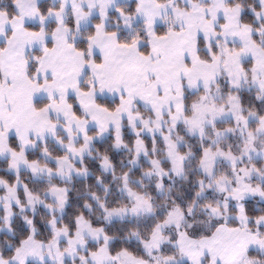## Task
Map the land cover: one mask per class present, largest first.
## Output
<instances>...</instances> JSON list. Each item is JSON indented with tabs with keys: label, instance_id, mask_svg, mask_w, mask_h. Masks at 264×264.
Instances as JSON below:
<instances>
[{
	"label": "crops",
	"instance_id": "0c3cea01",
	"mask_svg": "<svg viewBox=\"0 0 264 264\" xmlns=\"http://www.w3.org/2000/svg\"><path fill=\"white\" fill-rule=\"evenodd\" d=\"M42 1L17 0L14 17L0 11V44H4L0 52V160L9 161L10 173L19 175L29 171L36 179L70 182L75 163L89 152L96 140L119 129L125 120L129 122V117L135 113L134 104H142L154 118L173 115L177 104L179 113L183 111L186 114L185 91L210 92L222 75L234 89L247 86L264 91V49L253 41L254 29L241 22L243 8L227 5L232 0H167L163 4L159 0H136L138 8L134 22H145L147 11H151L155 18L154 25L147 31L150 34L149 55L141 52L143 42L124 45L119 42L118 33L107 31V15L116 5L132 0H51L60 8L50 10L46 16L39 8ZM258 1L261 10L256 13L257 19L264 21V0ZM176 2H182L188 8H178ZM69 10L73 12L77 31L88 27L94 17L103 21L89 41V60L70 42L72 30L66 25ZM166 12L170 14L165 16ZM165 18L179 29L158 36L156 30ZM49 24H55L51 34L47 32ZM30 26H38L39 29L34 30ZM200 40L205 42L211 53L210 61L199 56ZM49 42L51 46H48ZM213 43L220 47L218 57L210 50ZM227 44L241 48L227 51L223 47ZM34 50H42L43 53L34 78H30L28 54ZM248 61L252 62L250 76L244 66ZM87 70L93 82L88 91H83L81 85ZM71 97L75 98L82 115L75 112L69 101ZM99 98L116 102V109L111 111L100 105L97 102ZM39 100H47L48 104L37 108ZM13 137L20 143V152L10 145ZM84 138L88 144L79 147ZM47 141L55 143L66 155L54 157L43 151L40 157L44 164L29 160L27 153ZM70 151L74 155H70ZM0 188L4 190L0 197V209L4 210L2 230H11L15 208L35 213L37 202L21 181L10 185L0 177ZM20 191L26 199L23 207ZM81 219L82 227H92ZM225 226H219L214 233ZM233 228L238 230V227ZM95 229L100 230L101 236L94 240L85 236L84 249L89 241L99 242L104 238L103 230ZM81 235L78 228L74 237L62 242H71L73 246L77 242L74 239L78 240ZM212 237L213 234L194 241L200 243ZM160 245H150L149 249L148 243L147 249L152 252ZM58 248H62L61 241ZM206 256L202 251L194 262H200L201 258L204 261ZM90 257L93 264H102L97 260L103 259L108 264L116 262L110 255L108 243L102 244ZM122 257L123 264H152L128 253H122ZM207 258L209 260V256ZM4 262L0 254V264ZM174 263V259L165 260V264Z\"/></svg>",
	"mask_w": 264,
	"mask_h": 264
},
{
	"label": "trees",
	"instance_id": "16d2710c",
	"mask_svg": "<svg viewBox=\"0 0 264 264\" xmlns=\"http://www.w3.org/2000/svg\"><path fill=\"white\" fill-rule=\"evenodd\" d=\"M17 0H0V11L6 12L9 17L16 16L15 3ZM162 4L167 0H159ZM179 8H188L182 2L175 4ZM228 6H240L243 8L241 22L252 27L255 31L253 41L264 49V21L257 19L256 13L261 10V4L258 0H232L227 3ZM42 15L46 16L52 9H59V4H54L51 0H44L39 5ZM138 2L136 0L123 2L108 14L106 26L108 32L119 34V42L124 45H133L138 41L143 42L141 52L145 55L150 53L149 36L143 22H134ZM170 17V16H169ZM171 18V17H170ZM128 20L132 23L131 27L126 25ZM156 33L158 36L167 34L170 30L179 29L169 21L164 19ZM100 17H94L91 24L79 31L75 28L74 15L69 10L66 25L72 30L71 43L77 50L83 52L86 59L89 60V41L93 36L98 25L102 24ZM55 24H49L47 32L52 33ZM34 30H38V26H30ZM51 46V42L48 43ZM223 46V45H222ZM227 51L238 50L241 47L236 44H227L223 46ZM217 43L210 46V50L214 55L219 52ZM4 49V44H0V52ZM42 50H34L28 54V75L34 78L36 69L42 57ZM211 53L203 40L199 41V56L204 61L211 60ZM252 62L248 61L244 64L248 75H251ZM2 80V69L0 65V82ZM92 78L89 70L81 85L83 91H88L92 85ZM218 90L223 93L221 98H227L228 95L237 96L244 112V115L255 113L258 116H264V91H260L255 87H245L242 89H234L231 87L225 75L221 76L218 85L211 90ZM186 92L185 104L187 118L193 112L192 102H197L207 91L197 93ZM225 98L219 102H226ZM77 114L82 115L74 97L69 99ZM97 102L111 111L116 109V102H110L106 99H98ZM48 104L47 100H39L36 102L37 108H42ZM142 116H154L148 110L139 108L135 111ZM148 113V115L146 114ZM227 124V123H225ZM252 126H257L255 121L251 122ZM122 133L123 146L118 148L116 145V130H112L110 134L102 141L93 144L89 152L77 163L78 167H85L92 171L89 177L78 178L73 176L70 182H61L47 178L36 179L31 172L23 171L19 175L10 173L9 161L0 160V177L8 184L13 185L17 181L24 183L32 192L37 202L35 213H30L23 208H15V218L11 224V231H2L4 227V210L0 209V254L4 260H9L32 233L34 228L35 237L39 241L50 243L54 239V233L49 228V222L53 219L57 220V225L63 226L68 230L69 237H74L78 229V220L83 218L94 228H100L104 232V238L99 242L89 241L87 248L81 250L80 255L74 259L67 260L65 264H93L91 254L98 251L102 244L109 246L110 255L116 261H122V253H128L136 258L150 262L152 264H165L168 258L176 260L174 264H190L180 259L179 249L175 245L177 241V230L171 228L164 232V240L161 245L154 251L146 250V245L150 242L156 227L164 222L171 210L178 208L182 212L185 222L182 230L191 237L196 239L211 236L221 225L230 227H241L240 221L234 216L236 213L235 205L230 203L228 206L229 218L220 215H213L208 212V208L220 204L221 195L217 190L210 189L207 184L202 188L201 181L204 178L199 171V166L206 146L204 141L198 135H190L186 129L178 126L174 131V137L178 144V150L182 155L186 167V174L183 179H175L172 191L167 197L159 196L156 193V187L152 181H143L140 167L130 169L131 162L134 157L135 136L130 132L128 121L125 120L119 128ZM92 135L95 131L90 132ZM159 138V137H158ZM156 140V153L163 158L164 165L169 168L170 164L165 158V145L162 139ZM152 148L151 138H145ZM11 147L20 152L21 146L19 141L13 137L10 139ZM48 151L54 157L65 156L66 153L59 149L52 141L40 144L36 149L27 153V157L31 161H38L44 164L40 157L41 152ZM102 158H108L114 166V175H104L100 169V161ZM264 164V161L257 160ZM146 165V164H145ZM125 179L129 180L133 189L150 198L155 214L151 216H139L123 220L107 221L104 217L109 210L131 206V200L120 190ZM146 184V185H144ZM64 185L67 188L68 202L62 212L57 204L44 193L53 186ZM109 190H108V189ZM4 190L0 188V197ZM21 207L26 205V199L22 191L19 194ZM227 209V208H226ZM245 210L249 218L247 229L251 232L264 234V227L259 228L257 218L264 215V202L256 200L245 201ZM220 216V217H219ZM65 243V242H64ZM66 244V243H65ZM63 248V245H61ZM248 256L256 258L257 261L264 264V254L251 250ZM28 264H39L30 261ZM45 264H51L47 262Z\"/></svg>",
	"mask_w": 264,
	"mask_h": 264
},
{
	"label": "rangeland",
	"instance_id": "374dc122",
	"mask_svg": "<svg viewBox=\"0 0 264 264\" xmlns=\"http://www.w3.org/2000/svg\"><path fill=\"white\" fill-rule=\"evenodd\" d=\"M150 12H146L147 18L143 22L146 31L155 22V18ZM169 14L166 12L165 16ZM124 23H126L125 20ZM126 25L131 27L130 20ZM262 32L264 33V28ZM222 95L223 93L218 90L214 92L210 90L199 101L192 102L193 112L188 118L183 111L179 113L178 104L173 115L168 114L167 117L160 118L142 116L139 112L136 113L138 107H143L142 104H134L135 113L129 117L128 122L129 130L135 136L134 157L130 169L145 167L141 169V179L154 182L156 193L159 196L167 197L172 191L175 179H183L187 176L184 160L174 137L176 132L174 130L180 126V128L186 129L190 135L200 136L206 145L199 166V171L204 177L201 186L203 188L207 184L210 189L217 190L218 194L221 195L220 204L208 208V212L229 218L228 206L232 203L236 208L234 216L240 221L241 227H238L237 230L224 225L225 228L222 227L217 233H213L212 238L196 243L197 241L194 240L206 238L189 237L182 230L185 222L184 216L180 209L175 208L169 212L167 219L154 230L149 242V249L150 245H160L164 240V232L173 228L177 230L176 235L178 238L175 245L179 249L180 259L185 258V261L191 264H261L256 258L248 256L246 252L250 249L264 254V234L251 232L245 227L249 222L245 210V201L253 199L264 202V164L257 161H264V116H258L255 113L244 115L237 96L228 95L227 98H221ZM224 98L226 102L220 103L219 100ZM184 106L186 108V104ZM130 112L131 110H129ZM146 114L148 115V113ZM182 120L186 121L180 123ZM252 121L257 122L258 125L252 126ZM116 131V145L121 148L123 146V136L120 129ZM107 136H103L100 138L101 140H96V142L104 140ZM145 138H151L152 148L149 147V142ZM157 138L162 139L164 142L165 158L170 164L169 168L164 165L163 158H160L156 153ZM85 144H88L87 138L82 140L79 147ZM75 149L80 148L75 147ZM70 153L72 152L70 151ZM99 163L104 175L115 174L113 163L108 158H102ZM91 175L92 171L85 167L76 166L74 176L82 178ZM120 190L131 200L132 204L129 207L107 211L104 215L107 221L155 214L150 198L136 192L128 179L124 180ZM44 195L55 202L60 211H63L67 205L68 197L65 186L51 187L46 190ZM81 222L82 219L80 218L78 228L82 235L78 240L74 239L77 242L73 246H71V242L68 244L62 242L69 239L68 230L57 225L55 219L49 222V228L54 233V239L50 243L37 240L32 227L31 235L24 240L15 255L11 259L5 260L4 263L28 264L30 261H34L39 264L47 262L65 264L67 260L74 259L80 255L81 250L83 251L85 236L88 240L98 239L101 236L99 229L82 227ZM256 222L259 228L264 227V215L258 217ZM6 231L10 232L11 230L7 229ZM60 241L63 248L59 249ZM146 250H148L147 245ZM202 251L206 252L207 255L204 261L201 258L200 262H194L197 255ZM97 261L102 264L108 262L106 259ZM114 264L123 263L117 260Z\"/></svg>",
	"mask_w": 264,
	"mask_h": 264
}]
</instances>
